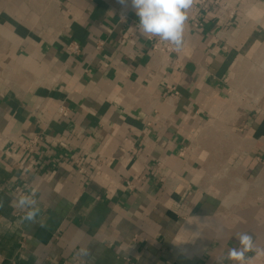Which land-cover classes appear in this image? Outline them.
I'll list each match as a JSON object with an SVG mask.
<instances>
[{
  "label": "crops",
  "instance_id": "obj_1",
  "mask_svg": "<svg viewBox=\"0 0 264 264\" xmlns=\"http://www.w3.org/2000/svg\"><path fill=\"white\" fill-rule=\"evenodd\" d=\"M197 21L152 53L118 0H0V264H234L241 232L264 250V0ZM43 130L68 150L18 148Z\"/></svg>",
  "mask_w": 264,
  "mask_h": 264
},
{
  "label": "clouds",
  "instance_id": "obj_2",
  "mask_svg": "<svg viewBox=\"0 0 264 264\" xmlns=\"http://www.w3.org/2000/svg\"><path fill=\"white\" fill-rule=\"evenodd\" d=\"M122 5L131 4L139 18V31L145 37H158L160 40L174 45L176 51H181L184 45L185 22L188 10L194 0H118ZM27 198L18 201L20 206L34 204ZM39 209L29 210L24 219L33 221ZM238 247L229 249L227 259L234 264H247V253L264 254V250L257 249L252 235L241 232L236 235Z\"/></svg>",
  "mask_w": 264,
  "mask_h": 264
},
{
  "label": "built area",
  "instance_id": "obj_3",
  "mask_svg": "<svg viewBox=\"0 0 264 264\" xmlns=\"http://www.w3.org/2000/svg\"><path fill=\"white\" fill-rule=\"evenodd\" d=\"M210 3V0H196V3L188 10V19H190L193 23L194 27H200L201 23H199L198 20V15L202 9H204L208 4ZM127 7H131V4L129 3ZM119 18L121 22H126L129 17H128V11L127 9L119 10L118 11ZM234 14V11L229 12V17L232 18ZM148 41L150 42V49L152 53H176V50L170 46L169 44H164L162 40H154L153 37H148ZM68 52H71L73 54H76L79 52V47L76 43L72 42L66 47ZM57 117H67V111L65 108H59L57 110ZM49 140L50 145L53 147H58L63 150H68L67 149V144L60 139L56 138H51L49 137L46 132L43 130L39 133L34 134L32 137L27 139L26 141L20 143L18 145V148L25 152L28 156L33 155L36 153V149L41 145L43 140ZM9 157L15 158L14 156V150H11L9 153ZM64 157L72 161L75 165V170L78 174L80 175H86L87 171L84 165L81 163V159L79 156L75 154H69L68 152L64 153ZM128 189H132L133 185L129 182L127 184ZM16 191H21L20 188H15ZM20 196H23V192L20 193ZM17 216L23 217L21 214H16ZM11 264H14L13 261H11Z\"/></svg>",
  "mask_w": 264,
  "mask_h": 264
}]
</instances>
